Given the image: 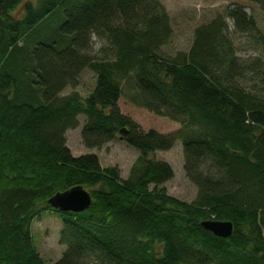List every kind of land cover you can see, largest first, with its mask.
Listing matches in <instances>:
<instances>
[{"label":"trees","instance_id":"16d2710c","mask_svg":"<svg viewBox=\"0 0 264 264\" xmlns=\"http://www.w3.org/2000/svg\"><path fill=\"white\" fill-rule=\"evenodd\" d=\"M59 16L58 27L35 36ZM226 19L235 31L255 29L235 6L170 56L161 51L172 29L159 0H0V264H46L30 225L47 210L62 222L64 250L53 264H264V86L242 83ZM84 69L95 78L83 98L75 87ZM125 84L130 102L178 129L144 131L124 115ZM79 115L88 148L125 128L121 138L139 153L126 178L94 153H71L65 132ZM176 140L197 189L191 202L166 192L173 169L153 157ZM74 186L90 193L87 209L49 205ZM206 220L230 221L231 236L204 229Z\"/></svg>","mask_w":264,"mask_h":264},{"label":"rangeland","instance_id":"374dc122","mask_svg":"<svg viewBox=\"0 0 264 264\" xmlns=\"http://www.w3.org/2000/svg\"><path fill=\"white\" fill-rule=\"evenodd\" d=\"M35 3L36 0H30ZM165 8L172 29L169 41L161 47V51L174 56L178 51L187 52L192 45L194 29L200 24L208 23L217 14H224L226 10L239 6L246 16L253 19L255 29L248 32L234 30L233 21L226 19V35L229 39L240 69L245 68L242 83L247 86H264V0H159ZM20 8L14 11L20 16ZM62 23L59 18L47 17L42 23L40 32L35 36H47L52 28ZM32 36V37H35ZM38 37V36H37ZM33 40V38H32ZM93 48L97 49L102 41L96 36L91 37ZM94 73L85 69L79 76L75 91L83 98L91 91L94 85ZM70 93L71 88L67 87ZM123 93L118 100L120 111L137 123L142 130L154 129L160 133H170L178 129L179 124L166 117L155 115L142 107L134 105L129 100L131 89L128 84L123 85ZM78 126L65 132L66 146L73 155L94 153L98 156L101 166H116L120 176L126 178L130 167L138 157V151L129 146L121 137H117L101 147L88 148L81 141L80 131L85 117L78 116ZM155 159L166 161L173 169V177L162 184L166 192L180 200L191 202L197 192L196 187L185 176L183 171V155L180 140L165 151H156ZM62 222L59 214L52 210L43 211L34 218L30 225L33 244L46 264H53L61 256L64 246L58 242V234Z\"/></svg>","mask_w":264,"mask_h":264},{"label":"water","instance_id":"95a60500","mask_svg":"<svg viewBox=\"0 0 264 264\" xmlns=\"http://www.w3.org/2000/svg\"><path fill=\"white\" fill-rule=\"evenodd\" d=\"M125 132V128L120 129V137ZM48 203L52 208L61 212H80L91 205V195L84 187L74 186L55 193L48 199ZM201 225L204 229L222 238L230 237L233 230V224L230 221L206 220L202 221Z\"/></svg>","mask_w":264,"mask_h":264},{"label":"crops","instance_id":"0c3cea01","mask_svg":"<svg viewBox=\"0 0 264 264\" xmlns=\"http://www.w3.org/2000/svg\"><path fill=\"white\" fill-rule=\"evenodd\" d=\"M84 70H85V69H84ZM84 70H83V71H84ZM83 71H82V72H83ZM82 72H81V73H82ZM66 89H68V88H65V89L63 90V93L66 92Z\"/></svg>","mask_w":264,"mask_h":264}]
</instances>
